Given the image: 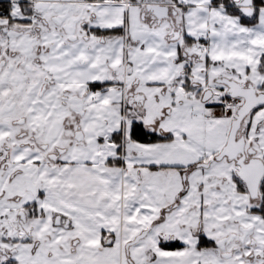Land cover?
Here are the masks:
<instances>
[{
  "label": "snow or ice",
  "instance_id": "snow-or-ice-1",
  "mask_svg": "<svg viewBox=\"0 0 264 264\" xmlns=\"http://www.w3.org/2000/svg\"><path fill=\"white\" fill-rule=\"evenodd\" d=\"M0 264H264V0H0Z\"/></svg>",
  "mask_w": 264,
  "mask_h": 264
}]
</instances>
